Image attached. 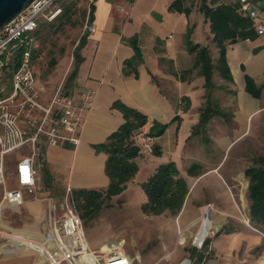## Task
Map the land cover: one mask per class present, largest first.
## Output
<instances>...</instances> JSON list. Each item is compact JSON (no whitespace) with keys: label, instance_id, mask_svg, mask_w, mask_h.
<instances>
[{"label":"crops","instance_id":"1","mask_svg":"<svg viewBox=\"0 0 264 264\" xmlns=\"http://www.w3.org/2000/svg\"><path fill=\"white\" fill-rule=\"evenodd\" d=\"M174 1L176 0H95L93 25L96 30L88 36L80 50L82 61L75 79L70 83L67 80L66 84L68 92L79 104L83 103L85 93H93L92 104L85 114L82 126L81 143L78 147L70 144L46 145L41 156L42 160H45L44 172L47 180L52 184V188L58 191L57 194L64 197L68 188L74 191L104 190L108 187L109 178L105 173L108 155L97 151L95 146L105 143L125 122L123 114L113 108L117 101L147 115L148 123L140 131L142 134L148 133L155 122L169 124L164 135L153 139V146H160L162 155L150 156L143 150L136 159L138 174L121 196L136 185L139 188L160 165L170 161L177 163V157L182 155L193 125L204 127L215 116L225 117L224 112L220 111V106L216 107L209 102L215 86L208 91L206 79L196 73L191 81L186 82L181 81L178 75L191 69L195 63L196 55L189 52V41L208 47L213 63L217 64L218 48L210 22L200 8L203 5L217 6L234 1L206 0L199 6L198 1L185 0V5L191 10L189 14L170 11L169 7ZM254 7L259 12L256 25L264 24V0H254ZM133 39L137 41L142 53V61L136 66L137 77L127 74L129 68L125 72V63L135 56V49L130 43ZM227 59L233 76L229 89L234 94V154L242 161L246 141H249V144L264 141V34L230 44L227 48ZM246 76L253 78L257 85L262 87L261 98H254L247 92ZM7 83L0 82L1 88L5 89L3 94L8 91ZM38 87L43 101H48L55 91L47 94L45 89L39 85ZM187 103L189 106H186ZM205 103L206 108H213V116L201 124V113H193V110L201 108ZM218 139L225 142V137ZM137 141L142 146L141 138H137ZM225 146L224 144L215 150L213 155L217 156L216 164L211 170L200 173L196 169V175L189 173L196 177L193 181L184 177L189 185V193L177 220L178 243L183 245L189 238L193 240V246L188 249L189 258L181 264H195L196 257L204 250L203 244L206 240H210V245L207 257L201 264H264V224L252 222L249 191L251 179L246 175L248 168L261 167L254 164V160L264 156V152L256 153L252 158V165L235 167L232 170L234 187H237V183L243 188L241 201L244 203L248 200L249 217H243V224L237 229L223 231L222 228L228 221L220 217L227 213L226 207L232 205L226 191L230 185L225 177L228 161ZM260 146L258 143L257 149H260ZM16 163L17 161L13 165L12 177ZM190 165L191 168L196 166L193 163ZM12 180L15 185L14 179ZM146 200L143 198L142 205ZM220 205L226 207L222 209ZM64 215L63 204H60L59 207H52L50 226L45 233L10 229L7 234L3 231L5 225L1 221L0 211V237H9L17 248L33 249L40 255V260L43 258L46 264H51V258L62 251L61 222ZM209 227L202 241L196 242ZM85 233L87 243L94 253L105 256L111 248L116 247L131 259L132 264L134 263L135 256L133 252L131 254L128 251L125 238L116 237L117 239L100 245L95 244L96 247H93L90 240L98 232L92 235H87L86 231ZM42 243L44 256L35 246H43ZM179 253L177 248L173 257H179ZM65 263L68 264L63 262Z\"/></svg>","mask_w":264,"mask_h":264},{"label":"rangeland","instance_id":"2","mask_svg":"<svg viewBox=\"0 0 264 264\" xmlns=\"http://www.w3.org/2000/svg\"><path fill=\"white\" fill-rule=\"evenodd\" d=\"M192 1H198L200 6L206 0ZM94 2L95 0L58 1L56 5L60 6L62 11L65 5H73L71 20L67 23H65V20L58 21L57 18L62 12L52 21L41 20L37 33V47L34 52L33 68L37 77V85L45 89L47 94L55 90L62 81L65 82V85L67 84L74 66V51L80 38L87 32L89 11ZM213 81L215 88L211 93L209 102L216 107L220 106V111L224 112L225 117L218 118L215 116L204 127L198 124L193 125L190 130L191 135L185 141L182 155L177 157V165L181 175L189 181H193L196 177L189 174V169L192 166L190 164H199L200 169L198 170L200 173H204L208 169L211 170L216 164L217 156L213 155L215 150L220 149V146L223 147L224 144L226 145V159L228 161L226 163L227 173L225 177L230 185V188L226 186V191L232 205L230 207L227 206L228 208L220 205L222 209L225 207L227 209V213L220 218L228 221V224L222 228L223 231H228L237 229L240 224H243V217H249L248 200L245 198L246 202L243 203L241 201L243 188L237 183V187H234V181L231 179L233 173L231 172L235 167L244 168L252 165V158L256 153L264 152V141L254 142L253 144H249V141H246V146L243 147L246 151H242L244 159L241 161L240 157L236 158L233 147L235 130V125L233 124L235 112L234 94L229 89L232 83L223 79L216 70ZM7 85L8 89H10V81ZM0 95L3 96V93L0 92ZM187 105L189 106V103ZM206 105L207 103L201 108L193 110V113H202ZM23 126L26 127L25 122ZM220 137H225V142H220L218 139ZM258 143L261 145L260 149L256 147ZM30 153V148L26 147L7 156L6 183L0 186V206L4 192L15 186L12 180L14 163L21 156ZM148 153L150 156L153 155V151ZM188 154H193V156L189 157ZM45 166V160H42L41 156L37 157L35 191L25 195V201L21 206L6 207L0 210L1 221L5 225L3 228L5 233L9 234L10 229H22L39 234L48 230L52 207H59L60 204H63L66 194L63 197L62 194H57L58 191L56 189L52 188V184L49 183L44 172ZM143 198L145 201L146 195L141 185H139V188L136 185L128 193L113 198L95 219H84L81 217L87 235L98 232L90 240L93 243V247H96L95 244L100 245L103 242L117 239L116 237L125 238L128 251L131 254L133 252L135 256L133 264L183 263L189 258L188 249L193 246V240L188 238L183 245H179L177 220L180 214L177 216H171L170 214L146 216L141 211ZM78 213L81 216L80 211ZM35 246L37 247H35L36 250L44 256V245L35 244ZM177 248L180 250V256L174 258L173 253ZM37 260H39L38 264H46V261L44 262L43 258L40 260V255L33 249L17 248L9 237L4 235L0 237V264H36ZM191 264L194 263L191 262Z\"/></svg>","mask_w":264,"mask_h":264},{"label":"built area","instance_id":"3","mask_svg":"<svg viewBox=\"0 0 264 264\" xmlns=\"http://www.w3.org/2000/svg\"><path fill=\"white\" fill-rule=\"evenodd\" d=\"M58 1L68 0H34L0 29V82L11 83L10 89L0 95V186L6 183L7 156L25 147L31 148L30 154L18 159L13 174L15 186L4 192L0 210L21 206L25 195L35 191L36 158L43 156L46 145H80L85 114L92 104V92L85 93L83 103L79 104L68 92L64 81L48 101H43L37 85L33 68L36 33L41 20L52 21L62 12L56 5ZM233 1L239 4L243 13L255 22L258 20L254 0ZM95 30V25L87 26L89 34ZM256 30L259 35L264 34V24H257ZM4 90L1 88L0 92ZM140 138L143 150L152 152L154 137L143 133ZM63 208L62 251L51 258V264H132L131 259L116 247L105 256L90 249L71 188H68Z\"/></svg>","mask_w":264,"mask_h":264},{"label":"trees","instance_id":"4","mask_svg":"<svg viewBox=\"0 0 264 264\" xmlns=\"http://www.w3.org/2000/svg\"><path fill=\"white\" fill-rule=\"evenodd\" d=\"M72 7V4L65 5L57 20H65V23L69 22ZM200 9L211 25L214 42L219 52L217 64L213 63L208 47L193 44L189 41L188 49L190 53L196 55L195 63L191 69L181 72L178 76L183 82L191 81L195 73L203 76L206 79V88L210 91L215 86L213 81L215 70L223 79L233 82L227 59L228 46L242 40L254 39L258 33L255 21L243 13L236 2L221 3L217 6L203 5ZM169 10L187 14L191 11L185 5V0L174 1ZM94 11L95 7L92 5L88 16L89 25L93 24ZM89 35L88 32L83 34L74 51V69L69 76V83L77 75L78 67L82 61L80 50L85 45ZM130 43L135 49V56L125 63V72L129 68L130 71H127V74L137 77L136 66L142 61V53L135 39L131 40ZM34 56L35 53H33V59ZM246 90L254 98L259 99L262 96V87L257 85L250 76H246ZM113 108L118 109L123 114L125 122L116 132L110 135L105 143L95 146L97 151L105 152L108 155L105 173L109 178V185L104 190L76 189L73 191V199L78 211L81 213V217L84 219H93L105 207L106 203L121 195L127 189L128 184L136 178L139 171L136 159L140 157L143 147L138 143L137 138L141 137L142 133L140 131L147 125L148 117L139 110L131 108L120 101L115 102ZM187 109L185 108V110ZM212 116L213 108L208 106L201 113V124L207 122ZM168 127L169 124L155 122L148 134L155 138L161 137ZM153 154L156 156L162 155L160 146H154ZM254 164H259L261 167L253 166L246 170V175L251 179L249 191L252 201V222L264 224V156L256 158ZM199 168L198 165L193 166L189 173L196 175L198 173L196 169ZM141 187L147 197L146 202L141 206V210L147 216L179 215L189 193V185L174 161L160 165L154 174L141 184ZM209 229L210 227L197 238L196 242L200 243ZM209 245L210 240H206L203 244L204 250L196 257L195 264H201L206 259Z\"/></svg>","mask_w":264,"mask_h":264},{"label":"water","instance_id":"5","mask_svg":"<svg viewBox=\"0 0 264 264\" xmlns=\"http://www.w3.org/2000/svg\"><path fill=\"white\" fill-rule=\"evenodd\" d=\"M34 0H0V29L5 27Z\"/></svg>","mask_w":264,"mask_h":264}]
</instances>
